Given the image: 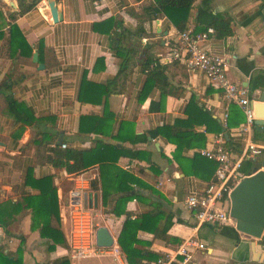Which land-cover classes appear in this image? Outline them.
Listing matches in <instances>:
<instances>
[{"label":"crops","instance_id":"1","mask_svg":"<svg viewBox=\"0 0 264 264\" xmlns=\"http://www.w3.org/2000/svg\"><path fill=\"white\" fill-rule=\"evenodd\" d=\"M54 2L60 11L55 21H47L41 12L46 0H38L14 17L31 50L29 56L17 53L12 56L6 44V22L7 15L14 10L9 12L0 0V81L13 80L11 94L35 118L29 124L15 122L0 94V212L7 219L5 227L9 231L5 236L0 227L3 250L11 257L18 255L21 264H50L56 258H66L69 264H126L116 241L124 215L106 211L118 191L112 190L103 206L97 163L67 172L61 166L36 162L31 139L44 131L54 136L56 142L60 138L57 142L60 145L87 148L99 140L116 145L121 151L114 166L148 185L131 182L132 190H138L139 197L125 203L130 217L153 213L158 217L154 226L158 231L169 220L166 230L156 235L147 228L137 229L136 236L148 242L139 246L158 254L193 232L206 242V248L194 250L188 264H244L251 259L264 264V228L259 241L236 230L230 220L220 225L200 224L193 231L194 218L182 203L186 193L201 191L207 182L204 176L210 175L208 162L200 157L193 159L199 154L198 148L221 132L229 155L236 158L242 147L238 127L243 119L237 121L238 116L229 108L231 125L221 131L214 130V123L209 119V128L199 120L190 126H181L188 132L177 138L180 147L176 158L173 157L174 141L161 133H152L155 127L171 124L175 119L187 120L185 110L190 97L219 124H222L224 107L228 111L229 104L233 103L225 104L220 90L200 70L166 58L178 29L164 15L152 16L147 12L152 0H100L98 6H93L90 0ZM208 5L211 13L229 17L231 33L209 35L205 48L223 58L226 76L247 88L253 104L252 96L264 91V0H208ZM199 6L201 0L192 1L185 28H194ZM110 16L120 21L119 27L106 21ZM157 27L159 31L166 30L161 37L163 42L157 37ZM117 48L126 50L124 59ZM33 50L37 51V61L43 63L42 68H37L31 60ZM145 52L163 64L161 73L166 77L168 88L164 98L155 84L143 87ZM83 79L87 84L81 88ZM104 88L106 93L102 92ZM103 112L112 116L109 127H104L103 133L91 131L94 123L83 116L102 118ZM188 112L197 118L196 108L191 106ZM250 138L263 145L264 131L261 127L255 130L252 124ZM262 154L264 151L247 152L243 156L240 167L243 176L251 172L256 163L254 158ZM28 166L34 177L51 175L59 227L66 246L56 244L48 248L47 239L30 227L29 208L21 204L10 208L13 202L21 200V188L28 193L36 191L30 185L21 187ZM108 182L116 185L121 180L110 177ZM87 215L97 225L106 227L112 243L95 248L100 253L68 258L70 246L83 238L77 235L80 231L77 226Z\"/></svg>","mask_w":264,"mask_h":264},{"label":"trees","instance_id":"2","mask_svg":"<svg viewBox=\"0 0 264 264\" xmlns=\"http://www.w3.org/2000/svg\"><path fill=\"white\" fill-rule=\"evenodd\" d=\"M38 0H16L17 9L10 12L7 17V36L6 44L9 53L14 56L15 53L20 55L29 56L30 46L24 39L20 29L13 21L17 14H21L24 11L30 9L35 5ZM193 0H152V3L148 5V10L152 16L164 15L178 30L185 28L187 16L189 13V8ZM195 26L193 31H198L204 29L205 26L210 25L213 28V34L217 36H225L231 33V28L229 25V17L223 14L211 13L209 10L208 0H201V6L197 8L195 13ZM107 22H112L111 26L119 27L120 21L116 20L113 16L106 19ZM117 53L120 55L121 59H124L126 53L125 49L117 48ZM40 51V43L38 46V52ZM170 61V60H169ZM163 64L159 63L154 59L151 54H144L142 69L146 73V78L143 87H148L151 84H155L161 90V98H164L165 93L168 91L167 80L165 75L161 73V68ZM13 80L10 78H5L0 81V94L2 95L7 111L13 116L15 122L29 124L34 121V117L28 112L27 108L19 101H17L11 94V86ZM87 82L83 79L81 81V88L85 87ZM91 84V83H89ZM93 86H101L100 84H93ZM103 93L107 90L102 89ZM196 108V115L190 116L188 108ZM234 111L237 117V121L243 119V114L241 110L235 106L233 103L229 104L228 111L226 112L224 124H219L213 118H211L208 112L201 106L195 104L193 98L190 97L186 113L188 114V119H175L171 124H164L154 128L152 133H161L165 138L174 141L175 150L173 152V157L179 154V142L177 138H181V135H185L186 132L181 129V126L192 125L193 122L199 120L200 122L206 123V128H209L207 120L209 119L214 123V130L221 131L227 126L231 125L229 110ZM103 117L97 116H83V118L91 120L94 126L91 131L98 133H103L104 127H109L111 121V114L103 112ZM105 123V125H103ZM119 133V131L117 132ZM33 144L35 161L38 163H44L52 166H61L67 172H76L82 170L83 168L97 163L99 168V178H100V190H101V202L104 205L107 204V197L111 194V191H118V194L114 197L112 196V202L107 208V212L113 215L123 214L124 218L122 220L119 232L116 237V241L120 251L123 253L126 264H153L157 253L148 250L145 247H141V244H148L147 241L139 239L136 236L137 229H150L153 235H156L160 230L165 231L169 225V220L158 229L155 223L158 219L153 213H137L133 217H130V212L125 208V203L132 197L138 198L139 192L132 190L131 182L137 184L138 186L147 187L148 185L141 181L139 178L133 176L131 173L114 166V161L120 155V150L116 149V145L105 143L97 140L96 144L92 147L87 148H77L72 146L61 147L60 143L55 141L54 136L46 134L44 131L36 133V135L31 139ZM135 155V152L131 153ZM195 157H200L204 161L208 162L210 165V175L204 176L207 181L211 180L213 177V170L215 167V162L211 159L206 158L203 155L195 154ZM182 171L186 169L179 165ZM109 168H113L110 171ZM111 173H110V172ZM115 178L121 180L120 184L112 185L108 182L109 178ZM24 185H30L35 188V192L28 193L24 192L21 188V200L19 202H13L10 206L11 209H15L21 204L23 207H28L30 210V227L36 228L40 236L45 237L48 241L47 247L53 248L56 244L66 246V241L64 235L59 227V215L55 194V185L51 182V175H43L40 177L32 176L31 166H28L25 170L21 187ZM7 219L1 215L0 212V227L3 230L5 236L9 235V231L6 229ZM147 224H150L148 226ZM152 227V228H150ZM22 240V238L20 237ZM3 244H0V264H21L20 257H11L8 252H5ZM35 264H45V263H35ZM50 264H69L66 258H56L50 261Z\"/></svg>","mask_w":264,"mask_h":264},{"label":"built area","instance_id":"3","mask_svg":"<svg viewBox=\"0 0 264 264\" xmlns=\"http://www.w3.org/2000/svg\"><path fill=\"white\" fill-rule=\"evenodd\" d=\"M93 6H98L100 0H90ZM213 34V28L207 25L202 30L193 31L184 28L177 31V38L167 50V59L182 62L186 67L200 70L208 81L217 87L225 104L236 103L242 113L243 121L238 130L241 135V150L236 158H232L224 145L221 132L214 134L210 142L198 148V153L215 162L213 177L204 184L201 191H190L182 199L183 206L190 210L194 218L192 230L200 224L220 225L229 221L227 212L228 192L242 176L241 160L250 152L252 154L264 151V144H257L250 138V128L254 118L252 104L247 96V88L231 81L224 71V60L221 56L211 53L205 48V40ZM227 108L221 115L224 124ZM64 146V143H61ZM78 218V217H77ZM81 218V217H79ZM79 220L77 219V222ZM97 222L90 215L79 223L77 235L81 241L70 246L68 258H78L86 254L100 253L95 242ZM206 242L193 232L183 236L174 245L161 250L153 264H188L191 262L194 250H204ZM193 263V262H192Z\"/></svg>","mask_w":264,"mask_h":264},{"label":"water","instance_id":"4","mask_svg":"<svg viewBox=\"0 0 264 264\" xmlns=\"http://www.w3.org/2000/svg\"><path fill=\"white\" fill-rule=\"evenodd\" d=\"M8 11L16 10L15 0H1ZM42 14L47 21H55L60 17V11L54 0H46V6L42 9ZM158 20H156V23ZM157 37L166 34V30L159 31L156 28ZM31 60L36 62L37 68H42L43 63L37 61V51L31 53ZM252 104L254 118L253 128L264 131V91L258 95H253ZM57 142H60L58 138ZM256 161L250 173L242 176L228 192L227 212L229 220L236 230L243 232L247 236L260 239L264 228V154L254 158ZM262 165V167H260ZM90 197V195H88ZM95 242L99 246H109L112 237L104 225H98L95 229ZM244 264H259L256 259L246 261Z\"/></svg>","mask_w":264,"mask_h":264}]
</instances>
